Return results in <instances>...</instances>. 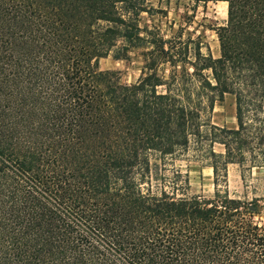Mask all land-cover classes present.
I'll use <instances>...</instances> for the list:
<instances>
[{
  "label": "trees",
  "instance_id": "trees-1",
  "mask_svg": "<svg viewBox=\"0 0 264 264\" xmlns=\"http://www.w3.org/2000/svg\"><path fill=\"white\" fill-rule=\"evenodd\" d=\"M191 1L227 4L219 57L121 85L98 61L144 48L143 0H0V264H264L227 180L264 156V0ZM225 96L235 127L205 123ZM190 153L209 198L175 167Z\"/></svg>",
  "mask_w": 264,
  "mask_h": 264
},
{
  "label": "rangeland",
  "instance_id": "rangeland-1",
  "mask_svg": "<svg viewBox=\"0 0 264 264\" xmlns=\"http://www.w3.org/2000/svg\"><path fill=\"white\" fill-rule=\"evenodd\" d=\"M142 7L146 12L140 14L138 24L146 40L144 48L132 50L125 60H114L109 55L98 61L99 70L114 72L119 84L137 82L146 58L155 60L157 69L167 78L171 71L180 74L186 68L191 72L187 63L193 61L197 50L203 56L219 57L215 29L226 22V3L143 0ZM161 49L165 54L161 53ZM171 58L176 62L175 69L170 67L169 62L166 63ZM234 114V98L225 96L222 102L215 103L212 113H203L202 120L214 126L232 128L236 125ZM214 149L217 153L223 152L222 146L216 145ZM209 163L207 158L194 157L192 153L174 162L175 167L188 177L189 195L212 196L214 188ZM248 164L228 166L229 195L246 203H256L258 215L254 219L264 226V163L253 168H249Z\"/></svg>",
  "mask_w": 264,
  "mask_h": 264
},
{
  "label": "crops",
  "instance_id": "crops-1",
  "mask_svg": "<svg viewBox=\"0 0 264 264\" xmlns=\"http://www.w3.org/2000/svg\"><path fill=\"white\" fill-rule=\"evenodd\" d=\"M234 128V127H232ZM262 163H264V156H263V159H262ZM209 169L211 170V168L209 167ZM211 173H212V170H211Z\"/></svg>",
  "mask_w": 264,
  "mask_h": 264
}]
</instances>
